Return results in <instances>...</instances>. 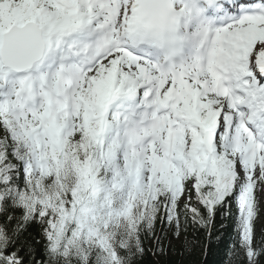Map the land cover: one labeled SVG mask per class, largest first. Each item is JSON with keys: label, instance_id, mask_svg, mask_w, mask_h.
Segmentation results:
<instances>
[{"label": "snow or ice", "instance_id": "snow-or-ice-1", "mask_svg": "<svg viewBox=\"0 0 264 264\" xmlns=\"http://www.w3.org/2000/svg\"><path fill=\"white\" fill-rule=\"evenodd\" d=\"M227 219L264 264V0H0V264H184Z\"/></svg>", "mask_w": 264, "mask_h": 264}, {"label": "trees", "instance_id": "trees-1", "mask_svg": "<svg viewBox=\"0 0 264 264\" xmlns=\"http://www.w3.org/2000/svg\"><path fill=\"white\" fill-rule=\"evenodd\" d=\"M235 211V209H233ZM219 220V218H218ZM264 224V219L263 223ZM260 224L257 227L258 234L260 229ZM217 231L215 232L214 236L212 237L211 241L209 242L207 237L203 233H191L189 238L197 237L199 240V247L193 254L191 258L184 257V264H222L224 259V253L226 249V245L234 238V229H235V222L233 219H227L223 221V227L218 222L216 224ZM217 237L220 238L218 242ZM176 243V242H174ZM210 243L211 247L207 248L206 254L202 252L201 249L206 248V244ZM177 243V247H178ZM168 259V258H162ZM181 258L173 253L170 258V264H175L176 261L180 260ZM144 264H157L156 260L151 256L145 257Z\"/></svg>", "mask_w": 264, "mask_h": 264}]
</instances>
